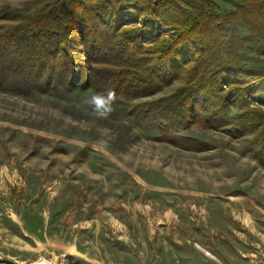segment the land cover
Listing matches in <instances>:
<instances>
[{"label":"rangeland","instance_id":"1","mask_svg":"<svg viewBox=\"0 0 264 264\" xmlns=\"http://www.w3.org/2000/svg\"><path fill=\"white\" fill-rule=\"evenodd\" d=\"M213 1L220 13L240 2ZM46 3L0 0V8L36 14ZM233 31L248 33L239 23ZM256 48L235 50L259 65ZM177 87L113 105L107 119L81 105L91 89L1 87L0 264H264V162L253 136L177 127L207 144L184 150L133 117V106ZM245 99L264 111L256 94Z\"/></svg>","mask_w":264,"mask_h":264},{"label":"trees","instance_id":"2","mask_svg":"<svg viewBox=\"0 0 264 264\" xmlns=\"http://www.w3.org/2000/svg\"><path fill=\"white\" fill-rule=\"evenodd\" d=\"M35 1L47 2L36 14L0 8V88L21 94L111 89L114 105L125 106L177 82L171 94L133 106L144 130L194 151L207 144L173 133L175 128L252 135L256 157L264 162V111L249 108L245 99L256 94L264 104V0H240L225 13L216 11L213 0ZM236 23L247 35L233 31ZM160 25L173 28L175 36L160 38ZM252 41L259 65L235 50ZM225 49L229 55L222 59Z\"/></svg>","mask_w":264,"mask_h":264},{"label":"clouds","instance_id":"3","mask_svg":"<svg viewBox=\"0 0 264 264\" xmlns=\"http://www.w3.org/2000/svg\"><path fill=\"white\" fill-rule=\"evenodd\" d=\"M116 102V93L108 89L106 91L94 92L89 96H85L81 100V105L90 110L97 119H107L112 111L113 105Z\"/></svg>","mask_w":264,"mask_h":264},{"label":"built area","instance_id":"4","mask_svg":"<svg viewBox=\"0 0 264 264\" xmlns=\"http://www.w3.org/2000/svg\"><path fill=\"white\" fill-rule=\"evenodd\" d=\"M139 20H140V19L137 20V23H139Z\"/></svg>","mask_w":264,"mask_h":264}]
</instances>
